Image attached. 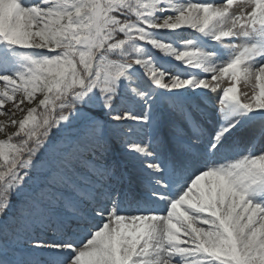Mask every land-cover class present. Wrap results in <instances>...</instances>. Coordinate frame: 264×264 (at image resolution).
<instances>
[{
	"label": "snow or ice",
	"instance_id": "1",
	"mask_svg": "<svg viewBox=\"0 0 264 264\" xmlns=\"http://www.w3.org/2000/svg\"><path fill=\"white\" fill-rule=\"evenodd\" d=\"M0 115V264H264V0H0Z\"/></svg>",
	"mask_w": 264,
	"mask_h": 264
},
{
	"label": "rangeland",
	"instance_id": "2",
	"mask_svg": "<svg viewBox=\"0 0 264 264\" xmlns=\"http://www.w3.org/2000/svg\"><path fill=\"white\" fill-rule=\"evenodd\" d=\"M241 84L246 85V84H244V83H241ZM250 92H251V94H252V90H251ZM241 98H242V97H241ZM5 107H6V109L9 110V111H13L11 104L5 105ZM16 118H17V119L20 118V114H19V112L16 113ZM0 123H4V124L7 125V124H8V117L5 116V115H0ZM12 130H13V129L9 128V131H12ZM0 136H2V134H0Z\"/></svg>",
	"mask_w": 264,
	"mask_h": 264
},
{
	"label": "bare ground",
	"instance_id": "3",
	"mask_svg": "<svg viewBox=\"0 0 264 264\" xmlns=\"http://www.w3.org/2000/svg\"><path fill=\"white\" fill-rule=\"evenodd\" d=\"M255 82L253 81V84H254ZM247 87H249V88H252V86L251 85H246V86H244V88L242 89V88H239L240 89V92L243 94V93H247L248 95H251V92L249 91V89L247 88ZM242 97H243V95H242ZM6 108V107H5Z\"/></svg>",
	"mask_w": 264,
	"mask_h": 264
}]
</instances>
